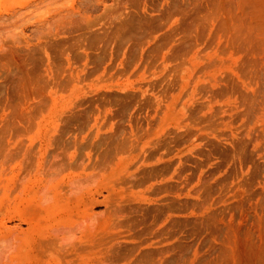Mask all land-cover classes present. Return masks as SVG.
<instances>
[{"label": "rangeland", "instance_id": "374dc122", "mask_svg": "<svg viewBox=\"0 0 264 264\" xmlns=\"http://www.w3.org/2000/svg\"><path fill=\"white\" fill-rule=\"evenodd\" d=\"M40 1L0 0V163L19 160L20 142L40 120L54 118L55 135L69 132L89 144V137L110 136L107 124L116 131L130 118L144 125L162 113L175 116L177 145L172 122L149 137L169 142L166 162L157 168L164 177L151 190L141 188L137 205L117 200L124 204L114 229L111 203L99 197L93 207L99 223L87 230L98 231L100 243L94 230L77 235L92 237L87 242L98 249L92 256L104 264H166L176 252L178 264H264V0ZM175 154L178 178L166 164ZM7 165L0 179V238L26 227L5 213L14 203L6 191Z\"/></svg>", "mask_w": 264, "mask_h": 264}, {"label": "bare ground", "instance_id": "6f19581e", "mask_svg": "<svg viewBox=\"0 0 264 264\" xmlns=\"http://www.w3.org/2000/svg\"><path fill=\"white\" fill-rule=\"evenodd\" d=\"M62 1H64V0H62ZM167 1H166V3H167ZM45 2H46V0H45ZM143 2H144V0H143ZM235 2H236V0H235ZM55 3H57V2H55ZM55 3L53 4V2H52V5L55 6ZM163 4H164V2H163ZM45 5L43 4V6H45ZM165 5H167V4H165ZM238 5H240V4H238ZM238 5L236 3V6H238ZM40 6H42V5H40ZM38 7H39V5H38ZM50 7H49V9L52 8V7L51 8ZM45 8H46V6H45ZM56 8H59V5H58V7L56 6ZM31 9H32V7H31ZM36 10H37V6H36ZM55 10H57V9H55ZM32 12H33V10H32ZM10 22H11V19H10ZM14 22H16V21H14ZM51 22H53V20H51ZM49 24L50 23L46 24L47 28H48ZM0 27H1V25H0ZM5 27H6V25H5ZM49 29H50V26H49ZM49 29H47V30H49ZM224 31L225 30H223V32ZM223 39H224V37H223ZM241 114H242V112H241ZM171 116L167 115V114L163 115V113H162V116L161 115H160V117L157 116V118H155V116H153L154 118H148V119L146 118L144 120L145 121L144 125L140 124L139 122H138L139 124L137 123L135 125H132L131 124L132 123L131 118H130L129 121L127 122L128 126H120L116 129V131H112L113 127H114L112 124L105 123L108 125V126H106V128L108 127V130H110V132H108V134L107 133L106 134L110 135V136L104 137L105 133H104V135L100 134L101 136H97L98 139L101 138L98 141L94 140L95 139L94 137H91L94 139H90V137H89V140H88L89 144L84 143L85 140H83V138L80 141L75 136H72V134H71L72 137H68L67 134L69 132L67 134L64 133V135H61L65 131H63V132L59 131L61 134L55 135V134H57V131H55V130L57 129L59 124H58V126H57V124H55L56 120H54V118H50L48 120H42V121L40 120V122L37 124V130L35 131V133L30 130V126H29V130L33 134L29 135L26 138L25 143L24 142L21 143L20 141H18V142H20V145H22V150L20 149L22 153H21V155L19 154L20 155V157H18L19 160L17 161V159H16V161H15L14 159H12V161L14 160V165H11V163L8 165L3 163V165H2V163H0V168H2V166H4V165H7V170H8V166L10 167L11 175L8 176L9 178L8 177L5 178L7 180V184H8L6 191H8L7 193L10 192L9 194H12L10 196V198L14 199V201H12V203L14 202L13 205H9V207L7 209L5 208L7 210V211H5V213L6 214L7 213H13V214L15 213L14 216L18 217L19 220L22 223H24L23 225L26 226L24 229H22V227H20V226L19 227L21 229L16 226V228H17V229L15 228L16 230L12 229V231H11L9 229V230H7L8 231L7 234H4L5 232L2 230V232H4V233H2L3 235L0 238V264H13L15 257H17V258H15L16 262H17V260H19L18 264H102L104 262L103 261L104 259L101 257L102 255L100 257L103 260L101 258H100L101 260L98 259V257L96 258V256H94V255H93L94 257L92 256V254L94 253L95 250L93 251L94 248L91 250L90 245L87 242L88 239H90V241H91L92 237L91 238L90 237L85 238V235H84V237L81 238L83 235L81 236L80 234L82 232H84V234H86V236L88 234L91 235L90 232H92V230H94V228H92V230L91 229L87 230V229L90 227H95L96 223H99L100 218L97 219L98 222L95 219L98 217V214L95 217H94V215L96 213L93 214L94 213L93 207L97 206V204L100 203L99 199H98L99 197H102L104 200H108L109 204L111 203V205H110V206H112L111 211H112L114 216L109 215L110 221H109V218H107V219L111 223H112V221H113V223L114 222L117 223V219H115L113 217H116L117 214L121 213V209L119 208V205H121V203L124 204L123 203L124 201H128L129 204H131L133 202V204L137 205L138 203H134V202H140L143 199L144 193L142 194L141 188H143V189L146 188L147 190H149V189L151 190L156 185V183L159 182L158 179L161 175H159V171L157 168H158V164L164 162L166 160V158L168 157V154L170 151L168 148L169 142L166 141L167 140L166 138H164V139H160V138L155 139L154 138V140H149V137L154 135V134L157 135L156 133L161 132L164 125L168 126L167 123L172 122L171 124L176 125V130H175V132H173L174 136H173V138H171V140H172V143L177 145L178 140L180 138V133H178L179 122H175V120H174L175 116L174 117H171ZM54 117H56V116H54ZM207 117H208V114H207ZM57 118L58 117H56V119ZM126 118H128V117H126ZM58 120L59 119H57V121ZM126 120H128V119H126ZM137 120H138V118H137ZM120 121H121V119H120ZM118 123H119V121H118ZM89 124H90V122H89ZM102 125H101V127H102ZM143 126H146V127L144 128ZM243 126H245V125L243 124ZM203 127H205V126H203ZM205 128H207V127H205ZM51 129H53V130L55 129L54 131L56 133L52 130L54 132L53 133L54 135L52 134ZM29 130H26V132ZM167 131H169V130H167ZM116 133H118V134H116ZM161 133H163V131ZM19 134H20V136H22L21 132ZM65 134H66L67 138L63 137V136H65ZM73 135H75V134H73ZM85 136H84V138H85ZM80 137H82V136H80ZM163 137H165V136L163 135ZM168 137H169V135H168ZM86 138H88V137H86ZM22 139L25 140V138H21L20 140H22ZM88 141H87V143H88ZM9 143H11V142H9ZM20 145L19 146L17 145V146L20 147ZM17 146H16V148L14 147L13 150H15V149L17 150ZM16 150H15V152H16ZM8 151L9 150H7V152H5L6 159L8 158L7 156L9 155ZM11 152L12 151H10V155L12 154ZM6 153H7V155H6ZM0 156H3V159H4V154L0 155ZM174 156L175 157L173 158V160L172 159L168 160L166 164H169L171 162V164L174 165L176 177L178 178V176H179L178 167H179L180 161H179L177 154H175ZM3 159H2V162H4ZM8 160H10V158H8ZM5 168L6 167L4 166V168L2 170L0 169L1 170L0 171V179L2 178L1 172ZM6 173L7 174H5V176L8 175V171ZM2 174H3V172H2ZM162 176H161V178L164 177V176L163 177ZM171 180H173V179L171 178ZM1 181L3 184V181H5V180L3 179ZM10 181H13V183H10ZM178 181H179V179H178ZM158 185H160V183H158ZM176 188H180V187H176ZM10 190H13L15 194L11 193ZM167 191H168V189H167ZM175 191L172 190V192L176 193ZM177 191L180 192V190H178V189H177ZM1 192H3V194H4L5 189ZM144 192H145V190H144ZM146 192H149V191H146ZM172 192H171V194L169 193L171 196H172ZM174 196H176V195H174ZM118 199L122 200V201H123V199H126V200H124L123 202L118 201L119 203L116 204ZM155 199H156V197H155ZM128 202H127V204H128ZM154 202L159 203L158 201H155V200H154ZM163 202H165V201H162V203ZM167 202L168 201H166L165 203H167ZM12 203H10V204H12ZM156 205H158V204H156ZM238 205H239V203H238ZM4 206H6V205H4ZM160 206H161V204H160ZM129 207L130 206H128V208ZM0 211H2V210H0ZM122 213H124V212H122ZM173 214H174V212H173ZM179 214L180 213H178L177 216H179ZM128 215L129 214H127V216ZM10 216H11V214H10ZM121 216H123V215H121ZM169 216H171V215H169ZM124 218H125V216H124ZM111 219H113V220H111ZM163 219H164V217H163ZM168 219L166 221H168ZM119 220L121 221V218ZM93 221L95 223L94 225H93ZM150 221H151V219L149 220V222ZM113 223L111 224V226L110 225L109 226L110 227L113 226L112 228L114 229V226L116 224L114 223L115 225H113ZM91 225H93V226H91ZM161 225H162V223H161ZM161 225H159V226H161ZM255 225H254V227H255ZM100 226H102V225H100ZM116 226H119V225L117 224ZM155 226L158 227V225H155ZM105 227L107 228V226H105ZM110 227H108V228H110ZM84 229H86V231L88 233L85 231H82ZM98 229L102 230V228L100 229V227ZM119 229H121V228H119ZM167 229H169V228H167ZM4 230L6 231V228ZM123 230H126V229L124 228ZM149 230H150L149 232L151 233L152 230L151 229H149ZM155 230H156V228H155ZM155 230L152 231V234L155 237H158ZM173 230H175V228ZM106 231H104V232H106ZM126 231H128V229ZM126 231H124V232H126ZM79 232H81V233L79 235H77V233H79ZM128 232L130 234V231H128ZM97 233H98V231L95 233V236ZM248 234L249 233H247V235ZM4 235H6V236H4ZM106 235H107V233H106ZM247 235H246V237H248ZM77 236H79V237L81 236L80 238L83 242ZM95 236L93 235V238L97 239V237L99 235H97L96 237ZM118 236H119V234L116 236V238ZM164 236H166V235H164ZM177 236H179V235H177ZM101 237H102V235H101ZM112 237H113V235H112ZM123 237H126V236L124 235ZM173 238H174V236H173ZM83 239H85V240H83ZM99 239H102V238H99ZM111 239H113V238H111ZM123 239H126V238H123ZM128 239L130 240V238H128ZM132 240H133V238H132ZM79 241H81V243L83 245ZM85 241L88 243V245H86L87 243L84 244ZM92 241H93V239H92ZM96 241H98V239ZM96 241H94V242H96ZM103 241H104V245H105V242L108 243V239H106V237H105V240H103ZM150 241H152V239ZM170 241H171V239H170ZM261 241H262V239H261ZM116 242H117V240H116ZM116 242H114V243H116ZM154 242L155 241H153L152 244ZM156 242H158V240H156ZM162 242H164V241H162ZM101 243H102V241H101ZM114 243H110L111 247ZM110 244H108V246L107 245L106 246L109 248ZM93 245L95 246V244H93ZM101 245L104 246L103 244H101ZM157 245H159L161 247L160 244H157ZM91 246H92V244H91ZM96 246H95V249L97 248ZM100 246L98 245V247H100ZM102 246L100 247V250H102V248H105V250L108 249L107 247H102ZM159 246H156V247H159ZM164 246H166V244ZM176 247L177 246H175L174 248H176ZM140 248H141V245H140ZM261 248H263V247H261ZM256 249L259 250L258 246ZM96 250L97 251H95V252L98 253V249H96ZM136 252H138V251H136ZM161 253H163V252H161ZM165 253H166V251H165ZM167 253L169 254L168 251H167ZM94 254H96V253H94ZM262 254H264V253H262ZM106 255H107V253H106ZM161 255H159V256H161ZM253 256H255V254ZM163 257H165V256H163ZM263 257H264V255H263ZM160 258H162V257H160ZM130 259H132V258H130ZM158 259H156V261ZM99 260L103 261V262L100 263ZM12 261H13V263H12ZM152 261H153V259H152ZM156 261H154V262H156ZM158 261H157V263L160 264V262H158ZM161 261H162V259H161ZM178 261H179V254H178V252H176V254L173 257H171L170 260H168L166 262V264H178ZM253 261H255V260L253 259ZM150 264H152V263H150Z\"/></svg>", "mask_w": 264, "mask_h": 264}]
</instances>
